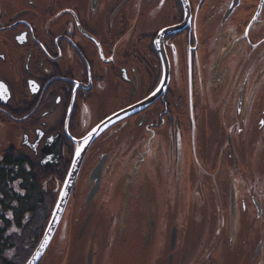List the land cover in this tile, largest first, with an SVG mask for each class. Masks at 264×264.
<instances>
[{"label": "flooded vegetation", "instance_id": "obj_1", "mask_svg": "<svg viewBox=\"0 0 264 264\" xmlns=\"http://www.w3.org/2000/svg\"><path fill=\"white\" fill-rule=\"evenodd\" d=\"M225 51H232L230 61L220 59ZM216 60L240 64L245 75H236L221 107L213 110L205 100L198 113L195 82L210 75ZM260 65L264 0H0V83L7 88L0 97V167L14 169L0 199V229L6 230L0 264H15L19 224L29 226L40 209L50 221L82 152L61 223L38 264L54 262V242L64 238L66 245L76 210L79 242L92 222L107 227L103 250L89 245L70 264H104V258L127 264L122 257L130 254L143 264L156 258L175 264L182 240L173 213L186 197L205 212L209 202L217 218L205 213L189 221L212 233L187 237L190 258L183 264H245V253L248 264H264V184L249 176L264 167V158L258 160L264 105L256 103L264 74H254ZM144 143L153 146L149 155L162 152L184 171L182 198L173 199L167 213L164 253L154 217L143 224L131 213L133 220L116 223L112 214L99 213L108 209L110 189L120 190L121 177L144 166V155L131 161V148L144 153ZM134 181L135 189L144 188L143 176ZM36 183L47 199L35 208L25 196ZM18 194H26L22 202Z\"/></svg>", "mask_w": 264, "mask_h": 264}, {"label": "rangeland", "instance_id": "obj_2", "mask_svg": "<svg viewBox=\"0 0 264 264\" xmlns=\"http://www.w3.org/2000/svg\"><path fill=\"white\" fill-rule=\"evenodd\" d=\"M229 52L225 51L221 54L220 59H229ZM232 62H236V60H232ZM231 63V62H230ZM240 64L231 63V64H223L221 61H213L212 66L210 68V75L203 82H195V91L197 95L195 97V106L197 108V112H201L204 106L205 100H207L208 106L213 108L221 107L222 103L220 97L223 99H228L231 95L232 90V81L236 77V75L242 76L245 75V72L240 70ZM258 76V78L264 74V65H260L258 67V72L254 73ZM256 78V81L258 80ZM234 87V85H233ZM258 98L256 103L264 105V79H260L258 86ZM206 98V99H205ZM212 110V111H213ZM153 146L146 145L144 143V147L140 148L141 151L144 150V153L139 152L138 148H131V161H138L144 155V166L140 169V172L130 173V176L121 177L119 189L114 187L110 189L109 192V200L108 209L100 210L99 213L106 218L108 214H112L115 222L131 219L133 220L131 213H135L140 221V219L144 218L143 224L147 223L152 217L156 220V228L155 232V240H159V247L164 253L166 251L165 245L167 244L168 235L167 226H165L167 213L172 204L173 199L182 198V192L186 185L181 181L183 176L182 165H176L175 167L169 163V161L163 157V153H155L149 155V149H152ZM250 158L252 157V152L249 150L247 153ZM260 163L264 158V139L261 142V146L258 153ZM257 160V159H256ZM140 165V164H139ZM251 171V172H250ZM250 177L261 186L264 184V167H260L257 169H250ZM136 179H140L141 176L144 177V188H140V190L135 189L136 186L134 177ZM139 176V177H138ZM180 185V190H179ZM134 190L131 192V190ZM205 195V194H204ZM205 198V196H196V201L201 202V198ZM130 200V201H129ZM210 205V203L208 202ZM206 204L207 212L203 210V207L196 203L194 205H190L188 199L186 197V203L181 208L180 211L177 209L174 210V224L178 226L180 236L182 240L179 243V249L176 255L175 264H183L184 260L187 258L188 246L186 245L187 237L194 236L196 234H210L212 233L209 228H204V231L201 232L199 228L191 226V223L194 220H197L200 215L204 216L205 213L207 216L205 218L216 219V214L212 211L210 206ZM182 206V205H181ZM173 207V206H172ZM195 207V208H194ZM134 208L135 212L132 210ZM138 211V212H136ZM79 211H71L69 215L68 224V236L66 240V245L63 241L54 242V245L51 248L50 256L54 258V262L50 264H62L61 262L67 259L68 264L71 263V260L75 257L77 253H80L82 250L88 249V246L94 248L95 251L103 250V237L106 234L107 224L92 222L93 227H89L86 233V237L82 242L77 240V232L75 231V220L78 217ZM53 213V212H52ZM52 215V214H51ZM212 215V216H211ZM51 217V216H50ZM47 213H44L41 209L38 210L36 215L32 218L29 226H25L23 229H19L18 232L20 236L17 239V248L16 254L14 255L13 261L15 264H26L30 259L33 252L39 245V241L31 242L33 238H37L41 241L42 236L47 229L49 222L47 223ZM51 220V219H50ZM191 221V222H189ZM141 222V221H140ZM149 223V222H148ZM132 224V223H131ZM194 224V223H193ZM149 225V224H148ZM189 225V226H188ZM195 225V224H194ZM264 236V231H260ZM185 236V239L183 238ZM36 241V240H35ZM85 242V243H84ZM264 245V243H263ZM27 248V249H26ZM127 249V248H126ZM130 250V249H128ZM63 252V255L60 253ZM199 250H196L197 256H199ZM154 255V254H153ZM123 255H121L122 257ZM155 256H158L156 253ZM120 257V258H121ZM134 254H130L127 256H123V259H127V264H143L139 261V258ZM251 256L246 255L244 257V263L248 264L251 261ZM190 257L187 258L189 260ZM122 261V260H120ZM156 264H165L159 258L155 260ZM105 264V258L103 259Z\"/></svg>", "mask_w": 264, "mask_h": 264}, {"label": "water", "instance_id": "obj_3", "mask_svg": "<svg viewBox=\"0 0 264 264\" xmlns=\"http://www.w3.org/2000/svg\"><path fill=\"white\" fill-rule=\"evenodd\" d=\"M129 111H127V113H129ZM126 112H122L118 115L113 116V118L111 120H109L107 123H105L102 127H100L99 129H97L92 137H95L97 134H99L103 129H105V127H107V125H109L110 123H112L113 120L118 119L120 117H122V115H125ZM84 159V152L79 153L77 155V158L74 162V165L72 167V170L70 172V175L68 176V179L65 183L64 189L60 195V198L58 199V203L57 206L53 212L52 218L50 220V223L43 235V238L41 239L38 247L36 248V250L34 251L33 255L30 257V259L28 260V262L26 264H38L40 262V260L42 259L43 255L45 254V252L47 251L50 243L53 240V237L60 225V222L62 220L63 214L66 210L68 201L70 199V195L72 193V189L75 185L77 176H78V172L80 171L82 162Z\"/></svg>", "mask_w": 264, "mask_h": 264}, {"label": "trees", "instance_id": "obj_4", "mask_svg": "<svg viewBox=\"0 0 264 264\" xmlns=\"http://www.w3.org/2000/svg\"><path fill=\"white\" fill-rule=\"evenodd\" d=\"M9 167H10V165L6 166L5 168L0 167V199L2 198L1 196L5 195L6 188L8 187V182L13 180V174L12 173H14L13 172L14 169L9 168ZM30 187H31V189H30L31 193H29L27 195L25 194L26 196L22 195V194L17 195V199L19 200V202H22L23 196H25L26 203L32 204L35 208L37 207L36 205L44 204L46 202L47 198H46L44 191L41 188L40 183H39V185H37V183L33 184ZM0 203H2V200H0ZM0 210H1V208H0ZM27 211H29V210H27ZM27 211H23V212H27ZM31 211H34V210H31ZM19 226H20L19 228H21V224H19ZM5 235H6V230L0 229V236H2L4 238Z\"/></svg>", "mask_w": 264, "mask_h": 264}, {"label": "snow or ice", "instance_id": "obj_5", "mask_svg": "<svg viewBox=\"0 0 264 264\" xmlns=\"http://www.w3.org/2000/svg\"><path fill=\"white\" fill-rule=\"evenodd\" d=\"M32 86H33V90H35V85H34V83L32 84ZM5 95H7V88L2 84V83H0V97H3V96H5ZM11 214H9V216H10Z\"/></svg>", "mask_w": 264, "mask_h": 264}]
</instances>
